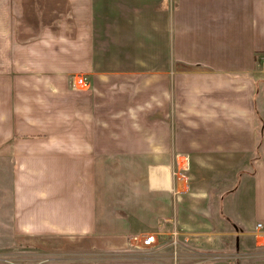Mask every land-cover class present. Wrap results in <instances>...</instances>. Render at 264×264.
Listing matches in <instances>:
<instances>
[{"label": "crops", "instance_id": "obj_1", "mask_svg": "<svg viewBox=\"0 0 264 264\" xmlns=\"http://www.w3.org/2000/svg\"><path fill=\"white\" fill-rule=\"evenodd\" d=\"M263 52L264 0H0L13 235L124 258L52 264L168 263L179 231L197 253L260 246ZM147 233L158 253L130 248Z\"/></svg>", "mask_w": 264, "mask_h": 264}, {"label": "rangeland", "instance_id": "obj_2", "mask_svg": "<svg viewBox=\"0 0 264 264\" xmlns=\"http://www.w3.org/2000/svg\"><path fill=\"white\" fill-rule=\"evenodd\" d=\"M264 53V52H263ZM262 53V55H263ZM261 55V57H262ZM261 60V58H260ZM251 169V167H249ZM187 168H182L179 173H182L184 177L187 178ZM10 167L6 162L0 160V263H10V264H52L55 262H65V261H80L87 260L90 262H112L117 260H124L121 255L114 253L115 251H101V250H89L87 253H82L78 251H68L60 249H39L32 245H25L23 242H19L16 237L13 235L11 229V178H10ZM183 238H181L179 243V248H177L178 262L177 264H239L240 262H250L251 264H264V240L259 241L258 247L244 249L247 253L243 255L238 250L229 249L226 252H220L219 250H209L204 252L205 254H227L226 259L221 261H216L213 259L199 261L202 259L197 258L200 253H197L192 248L195 247V244L198 241V238L191 233L185 234V232H180ZM187 235V236H186ZM186 239V240H185ZM133 251H138L139 249L130 246ZM171 256L174 250L172 247ZM199 248V247H198ZM197 248V249H198ZM180 249V250H179ZM199 251V250H198ZM192 253L191 256L185 253ZM197 254V255H195ZM138 256V255H136ZM186 258H185V257ZM196 257V258H195ZM184 258V259H179ZM146 261H152L149 258H145ZM185 261V262H182ZM122 262V261H121ZM225 262V263H224ZM167 263V262H166ZM172 261H168V264H171ZM154 264V262H152ZM158 264V263H156Z\"/></svg>", "mask_w": 264, "mask_h": 264}, {"label": "built area", "instance_id": "obj_3", "mask_svg": "<svg viewBox=\"0 0 264 264\" xmlns=\"http://www.w3.org/2000/svg\"><path fill=\"white\" fill-rule=\"evenodd\" d=\"M261 62H262V65L264 66V53L261 57ZM87 86H88V81L83 75H72L70 77L71 89L79 90L82 88H86ZM174 160H175L174 173H173L174 175H176V173H179V171L182 168H187L189 166V159L186 155H175ZM260 227L261 225L257 224V228H260ZM131 241L132 242L130 244L138 249H149V250L156 249L157 253H158V249L164 243V241L160 240L159 237L154 233H147V234L136 236ZM173 247H174V250H173L170 261H172L171 264H177L178 262L177 259L179 256L177 255L178 253L176 249L179 248V244L174 242ZM226 255H227L226 253L225 254H221V253L220 254H210V255L205 254V253H200L199 255H197L198 256L197 258L202 257V259L199 260L201 262L205 260H210V259L221 261L223 259H226L227 257ZM145 258H148V257H145ZM158 264H168V263L158 262Z\"/></svg>", "mask_w": 264, "mask_h": 264}, {"label": "trees", "instance_id": "obj_4", "mask_svg": "<svg viewBox=\"0 0 264 264\" xmlns=\"http://www.w3.org/2000/svg\"><path fill=\"white\" fill-rule=\"evenodd\" d=\"M258 127V134L260 135L261 134V131H262V126H261V123H260V126H257ZM258 150V149H257Z\"/></svg>", "mask_w": 264, "mask_h": 264}]
</instances>
